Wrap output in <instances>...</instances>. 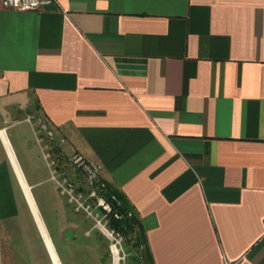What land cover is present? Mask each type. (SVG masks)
<instances>
[{
    "label": "crops",
    "instance_id": "obj_1",
    "mask_svg": "<svg viewBox=\"0 0 264 264\" xmlns=\"http://www.w3.org/2000/svg\"><path fill=\"white\" fill-rule=\"evenodd\" d=\"M32 104L132 208L153 264H264V0L0 3V264H74ZM13 140L46 168L42 209Z\"/></svg>",
    "mask_w": 264,
    "mask_h": 264
},
{
    "label": "rangeland",
    "instance_id": "obj_2",
    "mask_svg": "<svg viewBox=\"0 0 264 264\" xmlns=\"http://www.w3.org/2000/svg\"><path fill=\"white\" fill-rule=\"evenodd\" d=\"M35 106L32 104L28 111L33 114L32 118L41 143L49 156L48 160L51 161L50 169L53 170L56 180L54 187L59 194L61 204L69 207L70 221L75 223L74 264H135L130 259L133 254L130 244L134 233L123 237L108 227V218L102 211L107 210L101 206L100 196L96 192V188H102L97 183L101 182L99 169L91 177L82 171L83 162L90 160L70 150L62 134L45 122L37 113ZM47 130H50L51 134H48ZM12 143L14 155L25 175L33 173L42 181L38 188L32 190L39 208L42 209L47 205L46 202H54V198L45 196L50 189V183L46 180V168L41 157L37 156L36 147L30 145L23 147L15 140ZM30 159L37 161L36 166L29 165ZM115 257H117L116 261ZM66 264L73 263L66 262Z\"/></svg>",
    "mask_w": 264,
    "mask_h": 264
},
{
    "label": "trees",
    "instance_id": "obj_3",
    "mask_svg": "<svg viewBox=\"0 0 264 264\" xmlns=\"http://www.w3.org/2000/svg\"><path fill=\"white\" fill-rule=\"evenodd\" d=\"M101 182L103 186L96 188V192L108 204L109 210H102L108 218V227L123 237L134 233L130 244L133 249L130 259L135 264H153L139 218L115 191L102 180Z\"/></svg>",
    "mask_w": 264,
    "mask_h": 264
},
{
    "label": "built area",
    "instance_id": "obj_4",
    "mask_svg": "<svg viewBox=\"0 0 264 264\" xmlns=\"http://www.w3.org/2000/svg\"><path fill=\"white\" fill-rule=\"evenodd\" d=\"M0 3L5 8L15 10H40L47 6H54L58 4V0H0ZM48 134H51L50 130H47ZM80 159V157H79ZM99 169V165L93 161L83 162L82 171L88 176H93L94 173ZM98 185L103 186V183L98 181ZM114 199L113 196H111ZM101 206L103 209L109 210L108 204L100 197Z\"/></svg>",
    "mask_w": 264,
    "mask_h": 264
},
{
    "label": "bare ground",
    "instance_id": "obj_5",
    "mask_svg": "<svg viewBox=\"0 0 264 264\" xmlns=\"http://www.w3.org/2000/svg\"><path fill=\"white\" fill-rule=\"evenodd\" d=\"M2 134H3V133H2ZM3 136H4V135H3ZM8 154H9L10 160H11V162H12L14 168H15V171L17 172V174H18V176H19V173H18L17 167H16V165H15L14 159H13V157H12L10 151H8ZM19 180H20V184H21V186H22V188H23V190H24V192H25V194H26V196H27L28 202L30 203V205H31V207H32V210L34 211V207H33V203H32L33 200H31V197L29 196V194H28V192H27V187H25L24 182L21 180V177H19ZM23 195H24V194H23ZM30 195H31V194H30ZM35 211H36V210H35ZM115 251H116V250H115ZM116 259H117V257H115V261H116Z\"/></svg>",
    "mask_w": 264,
    "mask_h": 264
}]
</instances>
